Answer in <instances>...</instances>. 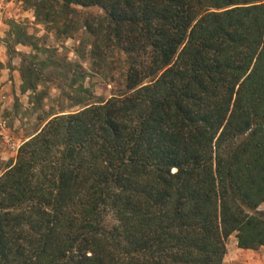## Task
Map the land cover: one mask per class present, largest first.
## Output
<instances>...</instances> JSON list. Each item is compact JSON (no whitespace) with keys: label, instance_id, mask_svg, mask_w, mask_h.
Here are the masks:
<instances>
[{"label":"trees","instance_id":"16d2710c","mask_svg":"<svg viewBox=\"0 0 264 264\" xmlns=\"http://www.w3.org/2000/svg\"><path fill=\"white\" fill-rule=\"evenodd\" d=\"M27 1L67 31L100 8L83 25L99 61L124 55L123 89L79 93L0 170V264H222L232 234L264 247V0ZM20 76L36 90L35 68Z\"/></svg>","mask_w":264,"mask_h":264},{"label":"rangeland","instance_id":"374dc122","mask_svg":"<svg viewBox=\"0 0 264 264\" xmlns=\"http://www.w3.org/2000/svg\"><path fill=\"white\" fill-rule=\"evenodd\" d=\"M102 14L98 7H78L77 13L68 18L76 22L75 28L67 31L61 25L57 29L39 22L27 0H0V122H4V127L0 126V170L50 113L82 107L83 104L73 103L79 93L91 102L123 89L124 55L113 51L99 61L91 53L92 37L83 25V18ZM11 22L32 35L44 51L35 56L30 46L14 44L13 37L8 35ZM49 56L58 59L62 66L42 70L40 61ZM23 62L40 76L34 91H21ZM258 210L264 213V202ZM222 264H264V247L239 248L232 234L226 241Z\"/></svg>","mask_w":264,"mask_h":264},{"label":"built area","instance_id":"2783aa9c","mask_svg":"<svg viewBox=\"0 0 264 264\" xmlns=\"http://www.w3.org/2000/svg\"><path fill=\"white\" fill-rule=\"evenodd\" d=\"M0 126L1 127H4V122H0Z\"/></svg>","mask_w":264,"mask_h":264}]
</instances>
